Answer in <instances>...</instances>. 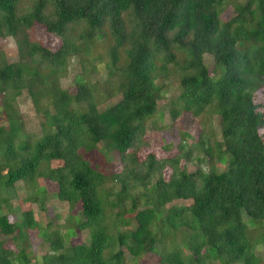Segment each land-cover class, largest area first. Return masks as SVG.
Wrapping results in <instances>:
<instances>
[{"label":"trees","instance_id":"16d2710c","mask_svg":"<svg viewBox=\"0 0 264 264\" xmlns=\"http://www.w3.org/2000/svg\"><path fill=\"white\" fill-rule=\"evenodd\" d=\"M35 26L60 47L35 40ZM0 40L17 53L7 63L0 52V264H31L33 233L47 245L38 264H262L264 0H0ZM74 59L81 72L70 95L58 86ZM91 60L104 63L103 84L89 82ZM172 77L179 95L168 115L180 134L164 152L176 153L140 160L148 130L166 129L158 103ZM22 93L39 115L38 137L22 132L13 106ZM107 156L119 172L104 174ZM38 180L55 185L68 210L81 207L66 234L31 210L16 220L2 213L17 184L45 213ZM75 231L86 241L66 248Z\"/></svg>","mask_w":264,"mask_h":264},{"label":"rangeland","instance_id":"374dc122","mask_svg":"<svg viewBox=\"0 0 264 264\" xmlns=\"http://www.w3.org/2000/svg\"><path fill=\"white\" fill-rule=\"evenodd\" d=\"M233 14L232 8L227 9L226 16L229 18ZM33 38L46 48H48L51 51H55L60 47V42L55 39L54 37L50 36L48 33L45 32L44 29L35 26L33 31ZM0 52L4 54L5 60L7 63H14L17 61V53L16 48L14 44L10 40H0ZM96 52L99 55L104 52V48L102 45H97ZM106 59H103V62L105 63ZM104 63H98L95 60H91L90 64L92 66L91 73H90V83H99L103 84L107 79V74L105 70ZM204 63L208 67L209 70H213V62L211 58L208 56H205ZM95 67V69H94ZM80 63L77 59L72 60L70 63L69 69L59 82V89L63 91H67L70 95H74L76 92V86H75V77L80 74ZM177 78L172 77L167 86V91L163 96L162 101L158 103L159 111L163 114V125L166 127L165 130L162 131H151L148 130L147 136L150 143V146L148 148H143L141 151H139L138 157L140 160H144L147 154L152 153L156 156L157 159L165 158L169 155H173L176 152L172 151L170 154L164 152V147L179 138L180 132L178 129L172 128L171 120L168 115V106L170 102H174L175 99L179 95V87L177 83ZM27 95L25 93H22L20 97H18L15 100V103L13 104L15 108V112H17V116L19 117L20 121L22 122V132L27 136H34L38 137L40 136L41 131V123L39 115L36 114L30 100L26 97ZM120 100V96L112 99L109 103L105 105V107L111 106L115 103H117ZM4 117L1 114L0 111V124L6 125L7 122L3 120ZM212 123H216V121H212ZM158 126H161L159 123H157ZM185 129L187 132H190V134L193 137H197V128L193 126L189 127V123H185ZM110 157V156H109ZM109 157H106V160L109 159ZM108 166H104L102 168L104 174H112L120 171V167L118 165L117 159L112 158L107 161ZM106 163V162H105ZM2 164V162L0 163ZM2 168L4 169L3 165ZM220 168V167H219ZM189 173H192L194 171V168L191 166L188 169ZM207 170V169H205ZM222 170V168L219 169V171ZM4 172V171H3ZM163 175V179L167 180L170 172L169 170H165ZM38 185L42 186L46 189V197L47 201L45 204L46 212H41L36 204L33 202H27L28 200L32 198L33 192H28L27 195L23 193V186L21 184L16 185V194L12 195L9 198L8 203L4 204L2 206V213L7 215L10 220H16L20 217L21 213L25 210H31L34 214L35 220L45 225L46 223H49L52 218L55 221V224L58 226L60 234H66L67 230L72 228L74 224H72V221L67 222L68 218H76V219H82L81 216V207L77 205L75 208L68 210V206L66 204L58 203L53 196L56 194L57 189L55 185H52L50 182L38 180ZM118 185H116V189H118ZM28 198V200H26ZM177 206H184V203H177ZM129 207V203H126V206H124V209ZM116 211V210H115ZM125 218H131L128 215H125ZM83 220V219H82ZM134 227L131 226V228ZM122 230H125L122 228ZM253 237H258V232L253 231ZM86 233H80L79 231H75L74 236H70L69 239L66 240L65 247L71 248L73 246L82 244L86 241ZM28 248L27 252L31 254V264H38L41 262L42 255L48 253L46 250L47 245L43 243L40 238L36 235V233H33L30 235V237L27 240ZM5 248H8L9 250H12L14 252H17L20 250V248H24L22 242L14 243V242H8L5 246ZM255 254L258 258L261 259L262 264H264V246L261 245V243H258L256 246ZM186 254H189V251L185 252ZM126 261L128 264L130 261V256H127ZM157 264V263H155ZM215 264H218L217 262Z\"/></svg>","mask_w":264,"mask_h":264}]
</instances>
